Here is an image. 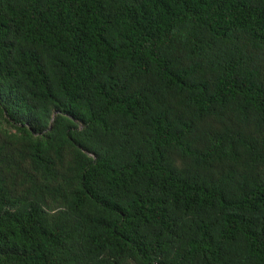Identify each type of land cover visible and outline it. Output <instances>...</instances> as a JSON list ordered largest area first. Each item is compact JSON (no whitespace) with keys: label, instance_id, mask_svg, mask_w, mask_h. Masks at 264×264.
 <instances>
[{"label":"trees","instance_id":"1","mask_svg":"<svg viewBox=\"0 0 264 264\" xmlns=\"http://www.w3.org/2000/svg\"><path fill=\"white\" fill-rule=\"evenodd\" d=\"M0 264H264V0H0Z\"/></svg>","mask_w":264,"mask_h":264},{"label":"rangeland","instance_id":"2","mask_svg":"<svg viewBox=\"0 0 264 264\" xmlns=\"http://www.w3.org/2000/svg\"><path fill=\"white\" fill-rule=\"evenodd\" d=\"M7 179L8 182L10 183V186L17 188L21 187L22 181L19 176L14 175L12 172L7 173Z\"/></svg>","mask_w":264,"mask_h":264}]
</instances>
